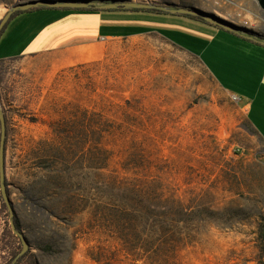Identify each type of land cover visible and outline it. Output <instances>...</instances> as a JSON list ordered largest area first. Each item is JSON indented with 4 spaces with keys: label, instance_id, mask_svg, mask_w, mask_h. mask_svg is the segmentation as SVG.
Returning <instances> with one entry per match:
<instances>
[{
    "label": "rangeland",
    "instance_id": "rangeland-1",
    "mask_svg": "<svg viewBox=\"0 0 264 264\" xmlns=\"http://www.w3.org/2000/svg\"><path fill=\"white\" fill-rule=\"evenodd\" d=\"M133 1L197 7L264 40L256 0ZM118 13L140 18L123 16L118 32L145 33L0 64L6 179L28 250L40 264H154L127 250L147 243L164 245L160 264H264L263 61L245 79L257 131L212 75L228 78L214 52L241 70V35L179 16H103L120 24ZM3 201L0 187V264H12L23 242ZM135 201L146 217L123 223ZM134 223L139 237L120 239L117 224Z\"/></svg>",
    "mask_w": 264,
    "mask_h": 264
},
{
    "label": "crops",
    "instance_id": "crops-1",
    "mask_svg": "<svg viewBox=\"0 0 264 264\" xmlns=\"http://www.w3.org/2000/svg\"><path fill=\"white\" fill-rule=\"evenodd\" d=\"M31 1L34 0H27V2ZM103 14L104 13L101 15V12L68 11L61 10L60 8H47L19 14L8 23L3 34L0 36V60L6 61L19 57L52 52L61 53L65 49L82 47L87 42H96L103 38H130L145 33L143 31L122 33L116 30L119 27H124L122 19L126 20V18L123 16H127L129 18L127 21L131 20L132 22L136 19H140L138 17H133L134 15L118 13L124 15L118 16L121 23L116 24L114 23L116 21L112 19L105 20ZM136 25L142 26L141 24ZM98 26L101 27L98 28ZM103 26L106 28L108 26L115 28L111 29V31L104 32V29H102ZM240 37L243 38L241 42L244 41V45H242V47L239 46V48L236 47L235 52L245 61V63L236 61V63H238L237 66L242 64V66H240L241 70H231L227 73L225 69L221 67V64L225 65L227 63L226 60H222L220 54L214 52L211 65L216 68L218 73L222 75L228 74V78L221 80V78L213 73L212 75L225 91L233 96L241 97V102L244 104V109L247 111V118L258 131L256 128L257 126H255L256 124L253 122L255 120H252L255 106L253 97L256 93L254 92L253 86H250L249 82L245 81V79L249 76V73L253 71L251 69H253L252 67L254 64H259L263 61L264 66V40L260 38L250 39L246 36ZM201 40L202 37L199 35L193 37L195 43ZM213 44L212 40L210 44H205L204 49H206V47H212ZM220 48H222V46H220ZM190 53L195 55L192 52ZM206 67L208 68V66ZM257 95L259 94L257 93Z\"/></svg>",
    "mask_w": 264,
    "mask_h": 264
},
{
    "label": "water",
    "instance_id": "water-1",
    "mask_svg": "<svg viewBox=\"0 0 264 264\" xmlns=\"http://www.w3.org/2000/svg\"><path fill=\"white\" fill-rule=\"evenodd\" d=\"M262 9V15L264 18V0H256ZM38 7H47V8H75V9H92L98 11L104 10H158L165 13H170L173 15H190L194 17H199L209 22L210 24L222 27L228 31L237 33L241 36H244L243 33H247L246 37L250 39H255V37L251 36L252 30L248 28L238 26L234 22H229L216 14L211 12H207L203 9L197 7H180L174 4L165 3L163 5L158 4L156 2H134L133 0H100L97 2H70L67 0H34L31 2H26L23 4H19L0 21V36L3 28L10 20L11 16L16 11H25L32 8ZM0 123H1V141H0V187L2 196L5 204L7 205L10 216L12 219V227L15 231V225L13 223V218L15 216V211L13 205L11 203L8 187L6 185V170H5V143L7 137V125L3 112L0 110ZM16 234L22 239L23 242V250L16 257V260L22 257L29 249V243L26 237L20 233L16 232Z\"/></svg>",
    "mask_w": 264,
    "mask_h": 264
},
{
    "label": "trees",
    "instance_id": "trees-1",
    "mask_svg": "<svg viewBox=\"0 0 264 264\" xmlns=\"http://www.w3.org/2000/svg\"><path fill=\"white\" fill-rule=\"evenodd\" d=\"M67 1H70V2H72V1H74V2H99L100 0H67ZM42 9H47V7L32 8V9L27 10V11H16L13 13V15L11 16L8 23L11 20H13L16 16H18L19 14H22L24 12L35 11V10H42ZM60 9L61 10H68V11L77 10V11L101 12V13L144 12V13H152V14H157V15H169V16H173V17H175V16L185 17V18H188L191 20L200 21V22L205 23V24H210L209 22H207L204 19H201L199 17H194V16H190V15H173V14L165 13V12L158 11V10H104V11H98V10H92V9H90V10L89 9H87V10H85V9H73V8H60ZM8 23L3 28L1 35L3 34ZM219 28L222 29V27H219ZM251 34H253V32ZM2 62L3 61L0 60V64ZM104 168H105V166H101L99 168V170H102ZM53 170L56 172H59V170H57V169H53ZM6 185L8 187L7 179H6ZM2 207L4 209H6V204L4 201L2 202ZM121 207H122L120 209L121 211H118V214H120L122 216V218L124 219L123 223L125 221L129 222V220L130 221H137L139 218H145L146 217V215L144 213V209H143V207L140 206V203H138V201H135V203H130V202L129 203H123ZM138 208H140V209H138ZM13 223L15 225V232L22 233L21 223H20L19 218L16 215L13 218ZM11 224H12V219H11ZM121 228L122 227H120L117 224V230H119L118 231L119 232V238L126 240V237H128L125 242H128V240L133 242L134 239H137L139 237L140 231L135 226V223L131 224V226L127 230H126V228H124V229H121ZM122 232H125V233H122ZM260 236L264 240V226L261 227V229H260ZM16 238L19 239L18 236H16ZM50 247H51V250L54 251V245H50ZM164 249H165L164 245L163 246H161L159 244L158 245H155V244L147 245V243H141L139 246H133L129 249L127 248V250L129 252L137 255L136 258H138V259H144L145 258V260L150 261L151 263H154V264H160V262H161L160 260H161V258H163L162 252ZM172 250H175V247H173ZM136 252H139V253H136ZM17 254H18L17 252L12 254V256H11L12 264H40L38 256L32 252L31 248L22 257H20L19 259L16 260V257L18 256Z\"/></svg>",
    "mask_w": 264,
    "mask_h": 264
},
{
    "label": "built area",
    "instance_id": "built-area-1",
    "mask_svg": "<svg viewBox=\"0 0 264 264\" xmlns=\"http://www.w3.org/2000/svg\"><path fill=\"white\" fill-rule=\"evenodd\" d=\"M27 0H0V12L4 13H0V20L7 14L9 13V11H11L13 9V7L19 5V4H23L26 3ZM3 10V11H2ZM233 100L235 102L240 103L241 102V97L238 96H234Z\"/></svg>",
    "mask_w": 264,
    "mask_h": 264
},
{
    "label": "bare ground",
    "instance_id": "bare-ground-1",
    "mask_svg": "<svg viewBox=\"0 0 264 264\" xmlns=\"http://www.w3.org/2000/svg\"><path fill=\"white\" fill-rule=\"evenodd\" d=\"M220 16H223V14H219ZM224 17V16H223Z\"/></svg>",
    "mask_w": 264,
    "mask_h": 264
}]
</instances>
